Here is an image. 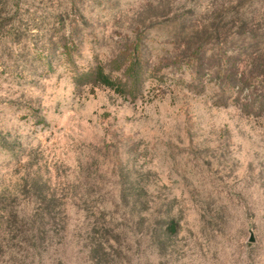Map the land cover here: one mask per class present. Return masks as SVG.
<instances>
[{"label":"rangeland","instance_id":"374dc122","mask_svg":"<svg viewBox=\"0 0 264 264\" xmlns=\"http://www.w3.org/2000/svg\"><path fill=\"white\" fill-rule=\"evenodd\" d=\"M0 264H264V0H0Z\"/></svg>","mask_w":264,"mask_h":264},{"label":"trees","instance_id":"16d2710c","mask_svg":"<svg viewBox=\"0 0 264 264\" xmlns=\"http://www.w3.org/2000/svg\"><path fill=\"white\" fill-rule=\"evenodd\" d=\"M75 44L73 43H64L63 52L65 54L66 60L69 63H72V50L74 49ZM129 56H131V53ZM135 55V54H134ZM119 61V60H118ZM117 61V62H118ZM193 61L195 58L193 57ZM119 63V62H118ZM73 64V63H72ZM124 72L122 76L113 77L111 74L106 73L102 67H97L94 70L90 71V73H81L79 74L80 78L88 76V74L92 75L98 82L105 84L110 87H115L117 89L122 90L123 92H127L130 95H135L137 87L139 83L142 81L144 73L142 72V64L140 62V58L133 57L128 65L123 64ZM121 63L119 66L116 65V69H122Z\"/></svg>","mask_w":264,"mask_h":264}]
</instances>
